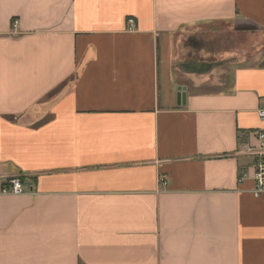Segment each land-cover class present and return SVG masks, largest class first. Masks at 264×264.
Segmentation results:
<instances>
[{
  "label": "crops",
  "instance_id": "obj_1",
  "mask_svg": "<svg viewBox=\"0 0 264 264\" xmlns=\"http://www.w3.org/2000/svg\"><path fill=\"white\" fill-rule=\"evenodd\" d=\"M261 106L264 0H0V264H264Z\"/></svg>",
  "mask_w": 264,
  "mask_h": 264
},
{
  "label": "built area",
  "instance_id": "obj_2",
  "mask_svg": "<svg viewBox=\"0 0 264 264\" xmlns=\"http://www.w3.org/2000/svg\"><path fill=\"white\" fill-rule=\"evenodd\" d=\"M136 26V21L130 19L128 21V30L133 31ZM18 27V20L13 22V30L16 31ZM258 116L262 123L261 128L256 132V138L258 141L257 147L247 146L245 153L254 157V195L258 198L264 199V106L258 109ZM163 183H166V179H163ZM29 191L26 184L23 182L22 177H15L9 179L5 185L0 188V195H22Z\"/></svg>",
  "mask_w": 264,
  "mask_h": 264
},
{
  "label": "rangeland",
  "instance_id": "obj_3",
  "mask_svg": "<svg viewBox=\"0 0 264 264\" xmlns=\"http://www.w3.org/2000/svg\"><path fill=\"white\" fill-rule=\"evenodd\" d=\"M229 27H231V26L223 25L221 27V29L223 31H221L219 33H216V36H221V38H222V36L226 38L228 36V34H232L234 36L235 34L231 32L232 29L229 28ZM208 28L209 27H203L202 28L203 29L202 33L207 31ZM206 33H208V32H206ZM205 39L207 41H211V40H214L215 37H213L212 35H209V33H208L207 36L205 37ZM248 39H249L248 35L243 37V38L241 36L239 37V36L235 35L233 38L224 39V42L229 43L228 47L231 48L235 52L237 49H238V51L239 50L241 51L242 50V45L247 43V42L250 43V44H247V46L254 45V44H251V40H248ZM226 40H230L231 42L230 41H226ZM254 40H258V36H256V38ZM257 47H258V45L253 47L252 49L250 48L251 50L249 52L250 53L255 52ZM227 57L223 58V59H227ZM208 79H210L212 81H215V82L218 81V79H219L220 83H222V80L223 81H225V80L227 81L229 79L228 72H224V70L219 71V72L215 73L213 76H208ZM215 82L208 81L207 84H203V86H202L203 89H204L203 91H209V90L212 91V90H215L216 88H220V86L223 87L222 84H218V83H215Z\"/></svg>",
  "mask_w": 264,
  "mask_h": 264
},
{
  "label": "water",
  "instance_id": "obj_4",
  "mask_svg": "<svg viewBox=\"0 0 264 264\" xmlns=\"http://www.w3.org/2000/svg\"><path fill=\"white\" fill-rule=\"evenodd\" d=\"M183 90L185 91V88ZM183 99L186 100V94H183Z\"/></svg>",
  "mask_w": 264,
  "mask_h": 264
},
{
  "label": "trees",
  "instance_id": "obj_5",
  "mask_svg": "<svg viewBox=\"0 0 264 264\" xmlns=\"http://www.w3.org/2000/svg\"><path fill=\"white\" fill-rule=\"evenodd\" d=\"M23 182L26 184V179L25 178H23Z\"/></svg>",
  "mask_w": 264,
  "mask_h": 264
}]
</instances>
